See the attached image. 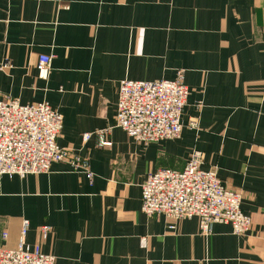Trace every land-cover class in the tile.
I'll return each instance as SVG.
<instances>
[{
	"label": "crops",
	"instance_id": "1",
	"mask_svg": "<svg viewBox=\"0 0 264 264\" xmlns=\"http://www.w3.org/2000/svg\"><path fill=\"white\" fill-rule=\"evenodd\" d=\"M41 55L53 56L46 79ZM179 71L190 91L179 139L141 144L116 126L122 80ZM0 98L48 102L63 115L58 145L95 175L61 162L0 176V247L16 248L28 220L27 243L55 264H264V0H0ZM195 150L243 194L246 236L216 224L205 237L196 218L171 230L142 213L148 175L183 170Z\"/></svg>",
	"mask_w": 264,
	"mask_h": 264
},
{
	"label": "built area",
	"instance_id": "2",
	"mask_svg": "<svg viewBox=\"0 0 264 264\" xmlns=\"http://www.w3.org/2000/svg\"><path fill=\"white\" fill-rule=\"evenodd\" d=\"M52 61L51 55L39 57L37 71L41 79L49 76ZM189 95L183 71L174 80H122L116 126L141 144L179 139ZM198 121L192 119L189 128L198 129ZM62 129L63 115L48 102L22 105L18 100L0 98V176L47 174L53 164L63 162L93 183L95 175L89 159L58 145ZM92 135L84 134L83 142H89ZM101 146L109 147L111 143L104 141ZM204 164L205 154L195 150L183 170L161 168L149 174L142 185V213L148 217L166 216L171 230L182 220L196 218L205 237L212 235L216 224L231 225L236 236H246L253 221L242 210L243 194L225 187L216 166L205 170ZM29 229L30 222L23 220L18 246L0 247V264L56 263V258L44 254L39 245L31 247L27 243ZM51 230L50 226L42 227L41 239L46 240ZM142 244L145 246V240Z\"/></svg>",
	"mask_w": 264,
	"mask_h": 264
}]
</instances>
